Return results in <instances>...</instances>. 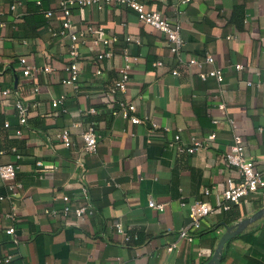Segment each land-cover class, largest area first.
I'll list each match as a JSON object with an SVG mask.
<instances>
[{
  "label": "crops",
  "instance_id": "1",
  "mask_svg": "<svg viewBox=\"0 0 264 264\" xmlns=\"http://www.w3.org/2000/svg\"><path fill=\"white\" fill-rule=\"evenodd\" d=\"M59 1L0 0V163L19 165L15 195L0 200V264L204 263L225 230L222 222L230 225L264 206V188L229 209L215 206L226 179L237 180L225 160L234 133L264 179V0H140L179 26L180 57L170 52L163 32L126 6H74L77 88L61 83L70 38L52 35L64 21ZM99 31L116 41L105 45ZM107 50L110 57L97 59ZM124 53L127 86L113 91ZM206 54L212 64H189ZM21 58L31 68L28 75ZM45 65L54 71L45 73ZM211 68L222 69L221 82L199 78ZM4 89L10 93L3 95ZM16 100L27 106L24 124ZM128 104L140 123L114 114ZM87 126L98 134L92 153L81 136ZM64 129L68 147L59 138ZM194 141L201 146L188 152ZM6 185L0 179V194H8ZM203 188L214 210L189 230L192 240L180 239ZM150 199L164 209L150 207ZM85 204L91 207L80 218L63 212L65 205ZM117 221L130 240L114 230ZM9 227L13 234L6 233ZM219 264H264V215L224 244Z\"/></svg>",
  "mask_w": 264,
  "mask_h": 264
},
{
  "label": "built area",
  "instance_id": "2",
  "mask_svg": "<svg viewBox=\"0 0 264 264\" xmlns=\"http://www.w3.org/2000/svg\"><path fill=\"white\" fill-rule=\"evenodd\" d=\"M101 1H103L106 5L110 4H119L122 6H126L133 10L138 18L145 22L146 24L160 30L166 35L167 42L169 43V50L174 55L180 57L182 47L184 44V40L181 35V30L179 26L171 25L167 19L161 14V12L156 10L148 9L147 6L141 2L140 0H60L59 6L60 10L64 16V21L62 26L57 31H52V35H69L70 44L68 47V63L64 66V70L67 75L65 78L61 79V83L65 85H72L74 88H77V80L79 76V65L78 60L80 58V51L78 42L80 40V36L76 33L71 32L72 28V20H71V9L74 6L78 7H86V6H101ZM188 0H182V2H187ZM37 5H41V0H35ZM14 8V5H12ZM52 11L47 10L44 11V15L49 18L52 16ZM4 24L0 22V26ZM86 31L88 33L95 32V29L91 26L86 27ZM102 41L105 45H110L114 41H116V37L114 35L106 34L103 31L98 32ZM127 40L131 38L129 36L126 37ZM111 56V50L99 52L97 54V59L103 60ZM125 62L123 66L120 68L119 77L116 79L113 87V91H124L127 82L129 79L130 72V64L128 62L127 55L123 56ZM198 60L196 58H191L188 60L189 64H201L207 63L212 64L214 61L213 56L206 54L204 57ZM20 62L24 65L23 74H30V66L26 65V59L21 58ZM159 64V62L157 63ZM237 69H241V65H236ZM43 71L45 73H51L54 71L52 66L45 65L43 67ZM96 73H100V70H96ZM173 74H178V71L175 69L172 71ZM208 77H214L218 82L223 80V71L221 68H211L207 71H201L199 73V78L202 81L208 79ZM10 91L8 89H4L2 91L3 95H8ZM63 96H59L52 100L51 105L53 107H57L59 103L63 100ZM15 108L18 113V122L20 124H24L26 122L27 115V106L20 100L15 101ZM89 112H94V109H89ZM135 111V106L133 104L124 105L119 108V111H114V114H120L123 117L129 118L133 123H140L141 119L135 116L134 114H130ZM215 122V120H214ZM4 126L8 127L9 123L7 121L4 122ZM153 128L157 126L154 122H152ZM17 134H20V130H17ZM83 142H84V150L86 152H95L98 145V134L94 130L93 126H87L86 129L81 134ZM214 134L211 133L207 136L208 139H213ZM59 138L63 142L65 146L71 145V140L69 136V132L67 129L62 130L59 134ZM175 140H179V135L174 136ZM201 146V143L198 141L192 142V145L188 147L186 150L188 152H194L197 148ZM2 153V152H0ZM16 158H19V155H16ZM225 160L226 162L233 166L237 172V180L228 177L226 179V187L222 191L221 196L217 198L215 206L219 208H223L224 210L230 208V203L232 204H240L241 202H247L250 194H255L261 189L264 188V179L262 176V172L257 170L254 166L252 160L248 159L244 153V144L243 139L238 134H233L232 136V144L229 149L225 152ZM39 164H42L39 162ZM18 163H0V179L6 182V188L8 190V194H0V200L5 197L11 198L15 195L16 184L14 183V179L16 177V173L18 170ZM20 185L18 184V187ZM83 193H86V189H82ZM210 190L208 188H203L201 190V197L194 200L189 208V218L190 222L186 227L180 229L179 238L192 240V236L189 234V230L198 229L202 225V222L205 217H207L213 210V206L206 199L209 195ZM62 199L67 202L68 196L64 195ZM148 205L150 207H154L160 211L164 209L163 204H157L153 200H149ZM90 204L80 205L74 208H71L70 205H65L63 212L64 214H68L73 212L76 218H80L89 208ZM114 230L124 235L125 240H130L131 236L124 233L123 226L121 222L117 221L114 223ZM15 232L13 227H9L6 229L7 234H13ZM135 238V237H134Z\"/></svg>",
  "mask_w": 264,
  "mask_h": 264
},
{
  "label": "water",
  "instance_id": "3",
  "mask_svg": "<svg viewBox=\"0 0 264 264\" xmlns=\"http://www.w3.org/2000/svg\"><path fill=\"white\" fill-rule=\"evenodd\" d=\"M263 215H264V206L261 207L259 210L255 211L250 216L241 218V219L237 220L236 222H234L230 225L227 224L226 222H222L225 230L222 233V235L220 236V238L217 242V245L215 247V250H214L213 254L211 255V257L202 264H219L220 260H221V254H222L224 244L229 239H231L232 237L237 235L240 231H242L248 224L252 223L253 221H255L259 218H261Z\"/></svg>",
  "mask_w": 264,
  "mask_h": 264
}]
</instances>
